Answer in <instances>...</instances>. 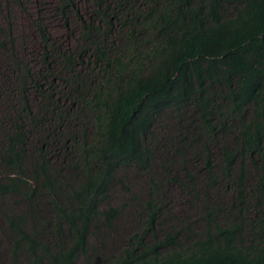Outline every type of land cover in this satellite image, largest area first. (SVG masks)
<instances>
[{
  "label": "trees",
  "instance_id": "16d2710c",
  "mask_svg": "<svg viewBox=\"0 0 264 264\" xmlns=\"http://www.w3.org/2000/svg\"><path fill=\"white\" fill-rule=\"evenodd\" d=\"M91 3L89 19L75 13L78 53L48 44L36 22L42 67L9 55L18 94L9 100L16 111L9 126L0 127L6 264H264V0ZM69 8L75 11L69 0L54 4L63 23ZM2 31L0 46L13 44ZM56 59L61 91L48 83ZM43 86L66 104H51ZM30 91L40 96L34 111L26 104ZM166 112L175 124L163 136L170 154L158 160L157 183L150 172L159 150L155 125ZM24 123L41 132L27 140ZM46 137L68 143L58 162ZM188 157L204 186L228 199L193 192L199 229L182 222L157 230L159 188L176 181L171 168L179 166L180 185L194 189ZM127 168L148 177L146 197L136 203L142 227L117 248L90 245L87 235L103 238L121 213L107 195Z\"/></svg>",
  "mask_w": 264,
  "mask_h": 264
},
{
  "label": "rangeland",
  "instance_id": "374dc122",
  "mask_svg": "<svg viewBox=\"0 0 264 264\" xmlns=\"http://www.w3.org/2000/svg\"><path fill=\"white\" fill-rule=\"evenodd\" d=\"M70 6L75 8V11L69 8L67 11V22L63 23L60 16L54 9L56 0H0V29L2 32L14 40L13 44H7L6 47L0 46V127L9 126V114L16 111L10 110L9 100L11 97H17V88L15 87L14 77L11 75L9 65H11L12 58L9 56L11 53L19 59H25L28 61L29 67L33 70L41 68V62H39L38 54L44 50L43 43L41 42L39 31L36 27L38 22L45 30L48 38L47 43L57 47L61 52L69 53L75 45L78 44L79 33V18L75 14L76 12L85 19H89L90 10L93 9L91 0H69ZM111 39H114L113 35H110ZM0 36V41H2ZM85 63L89 61L86 56L82 59ZM59 61L56 59L52 61L51 67L53 70L50 72L51 77L48 83L57 91L62 90V83L59 81L60 69ZM90 66V65H89ZM80 67V68H79ZM81 71L87 70L78 65ZM64 84V83H63ZM43 89L48 94L50 103L56 106H64L66 99L61 94L49 90L45 86ZM40 101V96H36L33 91H30V95L26 98V104L29 111H34ZM174 114L165 113L161 118L157 120L159 124L155 125L156 133L160 137L158 140V146L156 154L153 155L151 160V175L158 183L161 181L162 170L158 165V160L162 156L169 155V143L168 138L163 137L165 135H172L174 130L175 120ZM27 128L25 136L27 140L33 138L34 134H38V131L31 128L30 124L24 123ZM67 124V123H65ZM184 123V127H185ZM42 136L46 134V126L42 131ZM66 134V133H65ZM55 138V137H54ZM2 139V133L0 131V140ZM57 139V138H56ZM56 139L46 137V147L48 154H51L53 159L58 162L59 156L63 157L65 147L69 148L67 142L56 143ZM43 140V139H42ZM167 151V152H164ZM166 154V155H164ZM186 162V168L196 173L193 177L194 187L193 191H190L186 187L180 185V181L184 180V171L178 166V172L174 167L171 168L170 175H176V181H169L165 185L159 188L161 194L162 208L157 212L158 222L154 224L155 229H163L167 227L178 228L182 222L191 226V228L200 227L198 222L200 205L195 199L194 193H197L198 197H201L203 193L209 194L212 199L227 201L228 196L219 191L220 196L215 191H209L207 187L202 183V177L199 175L200 166L196 161ZM162 162L161 160H159ZM123 177L121 183H114L108 191L107 203L121 206L122 210L118 218L113 221L111 230L103 229L104 237L97 238L94 234L89 233L87 235L90 245L100 243L104 249L109 250L110 247H118L121 241L129 234L133 233L138 228L142 227L144 221V214L142 210L136 207V203L146 197L148 190V177L146 174L137 172L133 169L127 168L122 173ZM247 180L249 181V175ZM124 185V187H122ZM216 194H215V193ZM13 196H9L6 199H13ZM44 211L47 210L44 208ZM43 211V212H44ZM4 227H1L0 220V247L9 244L3 231ZM103 239V241H99ZM102 242V243H101ZM100 247V245H98ZM0 264H6V253L0 250Z\"/></svg>",
  "mask_w": 264,
  "mask_h": 264
},
{
  "label": "clouds",
  "instance_id": "9594fccd",
  "mask_svg": "<svg viewBox=\"0 0 264 264\" xmlns=\"http://www.w3.org/2000/svg\"><path fill=\"white\" fill-rule=\"evenodd\" d=\"M103 31H104V29H101V30H100V32H101L102 34H103ZM78 39H79L78 44L75 45V48L72 49V51H73L74 54H76V53L79 52V48H80V45H81V41H80L79 35H78ZM76 56H77V55H76Z\"/></svg>",
  "mask_w": 264,
  "mask_h": 264
}]
</instances>
